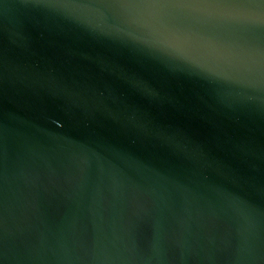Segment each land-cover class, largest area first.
<instances>
[{"label":"water","instance_id":"95a60500","mask_svg":"<svg viewBox=\"0 0 264 264\" xmlns=\"http://www.w3.org/2000/svg\"><path fill=\"white\" fill-rule=\"evenodd\" d=\"M0 0L3 264H264V30H150Z\"/></svg>","mask_w":264,"mask_h":264},{"label":"snow or ice","instance_id":"6c2138e0","mask_svg":"<svg viewBox=\"0 0 264 264\" xmlns=\"http://www.w3.org/2000/svg\"><path fill=\"white\" fill-rule=\"evenodd\" d=\"M102 4L129 15L150 30H169L188 24L180 15L185 11L197 12L224 23L245 24L264 30V0H63L60 4ZM245 42L258 52L250 70L264 75V44L256 46L252 37ZM0 264H3L0 259Z\"/></svg>","mask_w":264,"mask_h":264}]
</instances>
